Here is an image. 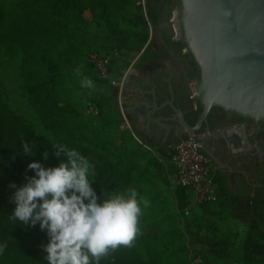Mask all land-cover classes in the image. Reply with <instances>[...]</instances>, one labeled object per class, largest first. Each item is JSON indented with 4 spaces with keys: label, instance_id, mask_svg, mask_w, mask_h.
Here are the masks:
<instances>
[{
    "label": "trees",
    "instance_id": "16d2710c",
    "mask_svg": "<svg viewBox=\"0 0 264 264\" xmlns=\"http://www.w3.org/2000/svg\"><path fill=\"white\" fill-rule=\"evenodd\" d=\"M130 1L128 5L129 0H21L14 4L7 16L2 17L1 22H4V25L0 26V51L10 59L22 56L21 75L24 87L40 117L57 136L59 143L80 151L94 163L97 177L103 182L106 190L113 195L135 188L134 180L130 176L131 168L135 165L126 162L119 171L112 167L105 157L84 146L83 140L86 138L83 133L86 125L74 118L75 126L73 127L70 118L57 107L59 102H62V107L68 109L65 106L66 102L60 96L64 91L62 76L56 70L59 67L73 65L90 48L87 41L88 13L93 16L99 12L109 31L115 30V33H118L117 38L111 35V39L118 47L128 51L141 50L142 46L150 40L151 32L148 20L133 12L134 0ZM169 1L147 0L150 19L155 29H160L158 16ZM155 3H160V11L156 10ZM178 3L179 5L177 3L167 5L168 20L175 10L182 8V1L178 0ZM124 8L129 12L126 11L124 14L122 12ZM127 15H130V19L136 20L132 24L138 27L137 29L125 31L113 26L112 17L124 18ZM184 45L185 43H182V48ZM53 54H57V60L54 68L46 76V66ZM182 56H190L195 62L190 50L188 54ZM181 78L184 81L182 74ZM175 104L186 113L188 121L190 116L198 117L203 111L201 98L199 97L196 103L187 85L183 93V101L181 103L175 101ZM222 110L231 115V122L254 120V117L237 111H227L224 108ZM262 124L259 135L264 137V120ZM22 140L29 141L33 145V151L40 146L39 151L35 155L21 154ZM51 149L52 143L42 142L21 117L0 100V241L6 242L10 248L23 254L27 264H47L43 246L49 242V236L46 230L40 229L39 223L35 227L29 225V230L25 232L18 221L13 222L9 219L15 207L9 200L14 191L9 188V185L13 182L20 185L34 175V171L27 167L33 160L40 161L45 167L58 165L63 157H56L54 150L50 151L47 159H44L42 155L44 151ZM216 180L220 198L226 191V185L217 175ZM94 189L101 199L104 193L108 195L96 187ZM177 190L178 195L186 202L184 206L187 205L184 190L180 188ZM139 228L140 232L132 247L122 246L110 252L102 259L101 264H155L146 259L139 249V244L143 240L151 238L147 236L152 232V228L147 223L146 209L140 218ZM225 247L223 253L227 251L228 244H225ZM243 256L245 264H264V234L246 240L243 245ZM188 264H192L191 261Z\"/></svg>",
    "mask_w": 264,
    "mask_h": 264
},
{
    "label": "rangeland",
    "instance_id": "374dc122",
    "mask_svg": "<svg viewBox=\"0 0 264 264\" xmlns=\"http://www.w3.org/2000/svg\"><path fill=\"white\" fill-rule=\"evenodd\" d=\"M20 1L0 0V26L4 25V22H1L2 17L7 16L14 4ZM130 3L129 0L128 5ZM126 11L128 10H125V8L122 10L124 14ZM88 15L89 13L87 14L89 18L87 30L89 31V28L93 27L96 28L95 34L104 41L102 51L90 47L84 55L86 66L83 60H78L71 66L59 67L56 70L62 76L64 91L60 96L66 102L65 106L68 109L62 107V102H59L57 107L70 118L73 127L75 126L74 118L81 120L86 125L83 133L86 139L83 140V144L87 149L105 157L107 162L119 171L126 162L135 165L134 168H131L130 176L133 178L135 188L140 195L150 201V207L146 208V212L147 223L152 228V232L147 234L152 239H145L139 244L141 253L146 259L153 261L155 264H188L189 261L192 264H245L240 258L238 249L232 248L229 254H225L223 251L226 248L225 244H228V242L217 243L218 241L215 240V228L211 223V204L189 209L188 205L184 206L186 202L184 198L178 195V190L174 194L173 192L166 194L162 191L158 179L156 178V181L152 180L151 174L145 172L144 165H139L130 156L129 151L121 150L115 144L102 146L99 124L102 112L99 107L97 93L104 87L111 86L114 82L117 84L124 83L125 80L122 79L129 73L128 71L131 69L130 71L134 72L136 68H131L130 56L132 51L120 48L113 42L111 35L117 38L118 33H115V30L111 32L108 27L105 29L101 25L104 20L101 18L100 13L96 12L91 17ZM130 18V15L124 18L112 17L111 22L118 29L133 31L138 27L132 24L136 20ZM104 24L107 26L105 22ZM150 41L151 45L159 48L158 45L160 44L156 36V30L151 34ZM91 50L110 57L109 70L111 75L109 79L101 78L94 69H91V63L88 60V53ZM138 51L140 50L135 52ZM159 55L157 50H149V57L156 58ZM56 60L57 54H53L46 66V76L54 68ZM21 65L22 56L10 59L0 51V100L4 101L16 115L21 117L42 142L59 143L57 136L46 125L30 101L29 94L24 87ZM78 67H81L84 76L95 81L96 88L94 90H89L80 85L81 77L76 75ZM193 91L196 92L195 87H193ZM89 102L94 104V109H89ZM92 186L101 192L113 195L112 192L106 190L97 174ZM24 258L23 254L7 245L3 255L0 256V264H27Z\"/></svg>",
    "mask_w": 264,
    "mask_h": 264
},
{
    "label": "crops",
    "instance_id": "0c3cea01",
    "mask_svg": "<svg viewBox=\"0 0 264 264\" xmlns=\"http://www.w3.org/2000/svg\"><path fill=\"white\" fill-rule=\"evenodd\" d=\"M101 23L107 29L104 22ZM95 32L96 28H89L87 41L91 48L102 51L104 41ZM158 46L155 48L149 40L140 51H132L131 68H136L135 71H128L124 83L115 82L97 93L102 112L100 136L102 146L115 144L121 150L129 151L139 165H144L152 180L158 179L162 191L174 194L178 186L170 161L172 146L179 140L182 127L174 116L160 112L166 103L155 104L154 94L134 83L140 72L167 57L165 50ZM149 50H157L160 55L151 58ZM78 60L87 65L84 56ZM91 69H94L92 65ZM124 119L129 120L127 128L122 126ZM208 143L217 165L216 175L226 185L224 194L211 203L214 237L217 241L228 242L225 254L232 248L238 249L244 262L246 240L264 234V150L256 145L252 133L240 123L214 128Z\"/></svg>",
    "mask_w": 264,
    "mask_h": 264
},
{
    "label": "clouds",
    "instance_id": "9594fccd",
    "mask_svg": "<svg viewBox=\"0 0 264 264\" xmlns=\"http://www.w3.org/2000/svg\"><path fill=\"white\" fill-rule=\"evenodd\" d=\"M81 67L76 69L80 85L94 90L95 81L84 76ZM39 149L33 151V145L22 140L20 153L35 155ZM52 150L56 157H63L58 165L45 167L33 160L27 167L34 175L20 185H9L14 190L9 200L15 205L9 219L18 221L25 232L37 223L47 231L49 242L43 246L47 264H101L110 252L132 247L150 201L136 188L114 195L104 193L101 199L92 186L97 174L94 163L80 151L57 142L42 153L44 159ZM6 248L7 243L0 242V256Z\"/></svg>",
    "mask_w": 264,
    "mask_h": 264
},
{
    "label": "water",
    "instance_id": "95a60500",
    "mask_svg": "<svg viewBox=\"0 0 264 264\" xmlns=\"http://www.w3.org/2000/svg\"><path fill=\"white\" fill-rule=\"evenodd\" d=\"M181 1L178 33L200 66L203 104L199 123L192 126L183 110L168 102L182 131L199 132L214 105L264 118V0Z\"/></svg>",
    "mask_w": 264,
    "mask_h": 264
},
{
    "label": "flooded vegetation",
    "instance_id": "af4514ba",
    "mask_svg": "<svg viewBox=\"0 0 264 264\" xmlns=\"http://www.w3.org/2000/svg\"><path fill=\"white\" fill-rule=\"evenodd\" d=\"M172 3H177V5H179L178 0H170L166 4L169 6ZM154 5L157 6V11L161 10L160 3H155ZM167 5H165L158 16L160 29H155L158 42L165 50L167 57L163 61L152 64L147 70L140 72V75L134 79V83H138V85L150 90L154 94L155 104H167L162 107L160 112L169 113L174 116L177 121H179L177 112L168 102L172 101L177 108L181 109L175 104V101L177 103H181L183 101V93L186 90V85L192 92V99L195 94L193 87H195L196 91L199 90V92H196L195 94L196 101L199 97L201 98V90L199 88L202 81L201 69L197 61L195 60L194 62L192 57L182 56L188 54L189 49L186 43L180 37V33L175 31V28L171 22V18L169 20L167 19ZM177 11L181 12V7H179ZM182 43H185L183 48ZM181 74L183 75L184 81L181 78ZM222 109L223 107L214 105L209 111L207 119L203 122L201 130L197 132L209 154H211V152L209 151L210 145L208 141L209 138H211V131L213 128L231 123L243 124L252 133L254 142L256 143L258 141L259 145L264 150V137L259 135V132L262 130V120H264V118H254L253 121L249 122H231V115ZM184 114L185 120L190 125L196 126L199 123L202 112L198 117L190 116L189 121L186 119L185 112Z\"/></svg>",
    "mask_w": 264,
    "mask_h": 264
},
{
    "label": "built area",
    "instance_id": "2783aa9c",
    "mask_svg": "<svg viewBox=\"0 0 264 264\" xmlns=\"http://www.w3.org/2000/svg\"><path fill=\"white\" fill-rule=\"evenodd\" d=\"M133 12L148 20L149 29L152 34L155 27L150 19L147 0H134ZM171 22L178 33L177 10L172 13ZM88 60L101 78H110L109 64L111 59L109 56L101 55L97 51H90L88 53ZM125 79L126 76L122 80ZM94 108V104L89 102V109ZM129 125V121L124 119L122 126L127 128ZM170 166L177 186L184 190L186 194L189 209L218 201L217 165L211 154L205 149L197 133L187 130L181 133L179 140L172 146Z\"/></svg>",
    "mask_w": 264,
    "mask_h": 264
}]
</instances>
